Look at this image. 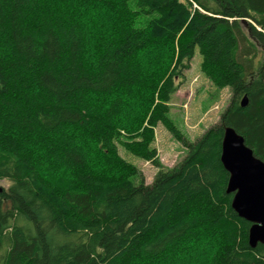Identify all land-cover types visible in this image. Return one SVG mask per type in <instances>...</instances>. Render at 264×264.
<instances>
[{"label":"trees","instance_id":"obj_1","mask_svg":"<svg viewBox=\"0 0 264 264\" xmlns=\"http://www.w3.org/2000/svg\"><path fill=\"white\" fill-rule=\"evenodd\" d=\"M196 48L231 96L193 141L169 112ZM160 123L187 154L136 183L120 147L161 167ZM226 127L264 161V0H0V264H264Z\"/></svg>","mask_w":264,"mask_h":264},{"label":"rangeland","instance_id":"obj_2","mask_svg":"<svg viewBox=\"0 0 264 264\" xmlns=\"http://www.w3.org/2000/svg\"><path fill=\"white\" fill-rule=\"evenodd\" d=\"M150 17L142 16L140 21L145 23ZM260 59L261 55L258 53L255 58L257 64ZM201 61L199 49L196 48L191 67L185 71V79L170 102L169 116L184 136L193 141L219 121L231 96L229 87L222 89L215 87L202 71ZM153 146L157 149L161 167L120 147L121 156L136 165L139 170V173L132 177L136 183H139L142 177L147 183H151L160 168L176 165L187 154L184 144L161 123L156 127ZM0 184L8 186L10 181L1 180ZM180 259L182 258H177L176 264Z\"/></svg>","mask_w":264,"mask_h":264},{"label":"water","instance_id":"obj_3","mask_svg":"<svg viewBox=\"0 0 264 264\" xmlns=\"http://www.w3.org/2000/svg\"><path fill=\"white\" fill-rule=\"evenodd\" d=\"M247 102V96H244L242 106ZM221 162L229 173L226 191L233 194L231 206L251 223L249 245L264 244V161L254 154L241 134L233 127H226Z\"/></svg>","mask_w":264,"mask_h":264}]
</instances>
